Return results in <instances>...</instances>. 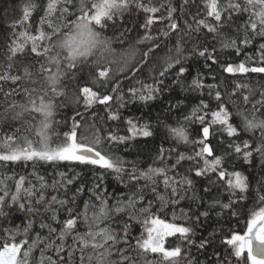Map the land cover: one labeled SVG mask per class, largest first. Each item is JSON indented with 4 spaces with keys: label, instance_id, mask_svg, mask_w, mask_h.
I'll return each mask as SVG.
<instances>
[{
    "label": "snow or ice",
    "instance_id": "6c2138e0",
    "mask_svg": "<svg viewBox=\"0 0 264 264\" xmlns=\"http://www.w3.org/2000/svg\"><path fill=\"white\" fill-rule=\"evenodd\" d=\"M173 74L196 95L153 118ZM257 160L259 179L237 167ZM0 264H264V0H22L0 40Z\"/></svg>",
    "mask_w": 264,
    "mask_h": 264
},
{
    "label": "trees",
    "instance_id": "16d2710c",
    "mask_svg": "<svg viewBox=\"0 0 264 264\" xmlns=\"http://www.w3.org/2000/svg\"><path fill=\"white\" fill-rule=\"evenodd\" d=\"M176 3L179 2V0H175ZM22 0H0V40H2L4 38L5 35V29L7 27V24L11 21L12 18L16 17L19 15V9L21 6ZM194 11V9H193ZM134 35V34H133ZM175 37L172 38V41L169 42V46H171V43H174ZM191 47V45H189V48ZM166 51V49H165ZM249 51H251V49H249ZM163 54V53H161ZM223 57H228V58H232L234 57V53L231 52H225L222 54ZM203 64L204 61L201 59H196V58H192L189 61L186 62V65L189 68V79L191 78V75H195L198 71H207L206 69L203 68ZM216 67V66H214ZM172 79H174V74L172 76H170L168 78V80L166 81L167 84L171 85V81ZM254 79H259L258 76L254 77ZM211 82V81H209ZM172 89H174L173 91L169 92V91H165L163 93V95L158 99V101L153 102L154 106L151 108V116L154 118L157 115H161L164 114L163 110L164 108L167 107L169 101H171L172 103H175L177 98H183L184 96H189L194 97L196 94L193 93H186L184 91L181 90V88L179 87V85H171ZM192 103L195 102V100L193 99L191 101ZM125 112L126 115H130V116H141V115H146L148 113V109H143L142 106L140 105H136V106H132L130 105L127 109L123 110ZM64 115H71V111L70 110H64L63 112ZM60 118V117H57ZM162 131V130H161ZM215 142V141H214ZM142 147H147L150 148L151 147V143L148 146H143ZM149 154L148 151H145L142 153V155L147 156ZM136 153L133 152L132 156H135ZM132 156H129L128 158L131 159ZM68 166L62 165L60 170H67ZM237 167L240 170H247V173H251L253 177H255L256 179H259L261 176V170H260V166H259V160L256 161L255 166H249V165H243L242 162H237ZM45 170L51 172L52 168L48 165H44L40 168L41 172H44ZM77 170H80L79 168H77ZM26 171H31V166H29ZM106 183H109L112 185V187H110V191H114L115 190V181L111 178L108 177ZM206 183V181H203L201 179L197 180V191L200 192L201 194H203L202 192V188L203 185ZM215 190L213 191L212 195H215ZM207 198V197H206ZM206 207V205L202 206L200 208L201 211L204 210V208ZM15 219V223L19 224L21 219H22V214L16 213L14 216ZM202 219V223L204 224V227L200 228L198 230V234L196 237H194L195 239H199L200 236L203 235H207L208 232L212 231L214 228L218 227L219 224L224 223V220H220L218 222V218L215 215V212H212L210 214V218L208 219ZM232 226L235 227L236 226V222L232 221ZM243 226L241 225V228ZM213 247H218V243L213 245ZM212 248L210 247L208 249V252L211 253L212 252ZM201 259H206V257L202 256Z\"/></svg>",
    "mask_w": 264,
    "mask_h": 264
}]
</instances>
